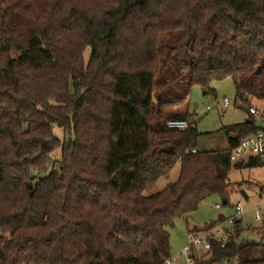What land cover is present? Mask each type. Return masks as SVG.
<instances>
[{
    "label": "trees",
    "instance_id": "trees-1",
    "mask_svg": "<svg viewBox=\"0 0 264 264\" xmlns=\"http://www.w3.org/2000/svg\"><path fill=\"white\" fill-rule=\"evenodd\" d=\"M171 71L187 89L169 100L230 79L264 102V0H0V264H163L168 227L211 196L229 204L232 166L263 164L231 149L260 127L245 109L216 131L226 149H200L195 125L167 127L190 114L153 102ZM240 223L213 264H264Z\"/></svg>",
    "mask_w": 264,
    "mask_h": 264
},
{
    "label": "rangeland",
    "instance_id": "rangeland-1",
    "mask_svg": "<svg viewBox=\"0 0 264 264\" xmlns=\"http://www.w3.org/2000/svg\"><path fill=\"white\" fill-rule=\"evenodd\" d=\"M166 37V36H165ZM90 50L85 52V60L89 59ZM170 82L167 83V89L164 90L157 86L153 90V102H158V96L162 95L168 99L165 103L164 109L168 113L172 111L182 112L188 108L190 122L196 126L200 134L198 146L202 150H218L222 146L227 148V138L223 133H216V131L226 125L243 122L248 114L245 109L239 106L235 101V86L232 80L225 79L221 81H214L210 88L214 90H205L201 86H194L189 90L188 98L182 100H169L178 97L185 92L186 81L185 77L179 73H169ZM168 75H165V79ZM206 91V92H205ZM225 97L231 100L229 107L216 106ZM253 104L262 107L264 102L253 101ZM211 107V109H208ZM55 134L63 140L64 131L58 127L54 128ZM224 149V148H223ZM60 159V151H56L54 160ZM246 160V159H245ZM247 161V160H246ZM234 164V162H233ZM180 173L179 164H177L169 175L161 177L156 183L155 187L145 193V196H150L162 191L169 183L175 182ZM229 188L228 199L229 204L224 205L221 197L214 195L204 200L199 208L192 214L181 217L175 221L173 227H168L170 232V252L171 256H178L177 264H185V260L179 256L181 249L189 243V234L195 229L204 228L207 222L215 220L219 215L225 217L233 214V206L241 202L243 206V215L241 220V236L240 242H256L258 244V251L254 255L262 257L264 255L261 250L264 248V162L257 167H243L235 168L232 166L229 172ZM244 191L248 199L242 195ZM220 207L217 208L216 205ZM259 210L261 220H255V211ZM206 223V224H205ZM220 223V222H219ZM218 224V223H216ZM228 226V225H226Z\"/></svg>",
    "mask_w": 264,
    "mask_h": 264
},
{
    "label": "built area",
    "instance_id": "built-area-1",
    "mask_svg": "<svg viewBox=\"0 0 264 264\" xmlns=\"http://www.w3.org/2000/svg\"><path fill=\"white\" fill-rule=\"evenodd\" d=\"M235 101L243 109H247L248 114L254 119L260 130L255 134H250L239 139L234 148L231 149V162H247L255 159L264 162V108L258 107L253 103H248L242 97H235ZM231 100L225 97L218 102L216 106L229 107ZM211 109V107H208ZM193 122L184 119H170L167 127L173 130L184 131L188 129ZM194 125V124H193ZM196 152V149L193 150ZM247 161H246V160ZM220 207L219 204L216 205ZM233 214L228 216L223 223L214 224L211 227L195 229L189 234V243L185 245L179 256L185 260V264H202L211 262V251L213 246L219 245L225 247L232 240L235 226L239 224L240 216L243 215V206L238 202L233 206ZM255 220L260 221L261 215L259 210L255 211ZM228 225V226H226ZM179 257L168 256L163 264H177ZM211 264H213L211 262ZM222 264H247L238 258L230 259Z\"/></svg>",
    "mask_w": 264,
    "mask_h": 264
},
{
    "label": "crops",
    "instance_id": "crops-1",
    "mask_svg": "<svg viewBox=\"0 0 264 264\" xmlns=\"http://www.w3.org/2000/svg\"><path fill=\"white\" fill-rule=\"evenodd\" d=\"M187 98H188V96H187ZM172 112H176V111H172ZM182 112H188V108H187V106H186V109H185L184 111H182ZM188 113H189V112H188ZM247 117H248V116H247ZM246 119H247V118H246ZM246 119H245V120H246ZM245 120H244V121H245ZM188 121H190V119H188ZM244 121H243V122H244ZM231 136H235V134L232 133ZM226 138H227V137H226ZM227 147H228V138H227ZM223 148L226 149L225 146H222V149H223ZM218 149H221V148H218ZM219 216H223V220H219V219H218ZM219 216H218L215 220H210V221H208L207 224L210 223V222H213L214 224L219 223V222H220V223H223V222L226 220V218H227V217H225V216L222 215V214L219 215ZM240 222H241V220H240ZM205 224H206V223H205ZM240 224H241V223H240ZM198 229H199V228H198Z\"/></svg>",
    "mask_w": 264,
    "mask_h": 264
},
{
    "label": "water",
    "instance_id": "water-1",
    "mask_svg": "<svg viewBox=\"0 0 264 264\" xmlns=\"http://www.w3.org/2000/svg\"><path fill=\"white\" fill-rule=\"evenodd\" d=\"M29 186L30 187L32 186V183L31 182H29ZM242 195H243V197L245 199H248V196H247V194L244 191H242ZM202 264H211V262H205V263H202Z\"/></svg>",
    "mask_w": 264,
    "mask_h": 264
}]
</instances>
